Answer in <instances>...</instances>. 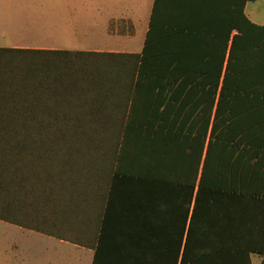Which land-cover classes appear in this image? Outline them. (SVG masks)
Returning <instances> with one entry per match:
<instances>
[{
	"label": "trees",
	"instance_id": "16d2710c",
	"mask_svg": "<svg viewBox=\"0 0 264 264\" xmlns=\"http://www.w3.org/2000/svg\"><path fill=\"white\" fill-rule=\"evenodd\" d=\"M196 1L177 21L154 0L140 53L0 46V220L26 225L29 189L104 129L73 118L124 85L152 104L134 124L148 173L132 175V231L112 242L104 218L92 264H264V25L248 0Z\"/></svg>",
	"mask_w": 264,
	"mask_h": 264
},
{
	"label": "crops",
	"instance_id": "0c3cea01",
	"mask_svg": "<svg viewBox=\"0 0 264 264\" xmlns=\"http://www.w3.org/2000/svg\"><path fill=\"white\" fill-rule=\"evenodd\" d=\"M259 1L264 2L246 1L244 13L251 21L264 25V14L259 15L260 23L253 19L257 15L252 5ZM198 3L196 0H164L160 7L164 18L181 21L190 19L186 12ZM153 4L154 0H100L97 9L100 10V36L94 31V25L88 23L89 17L82 16L84 38L75 40L80 47H55L44 43L54 44L69 34L56 25L59 21L54 17V6L52 21L55 24L44 31L37 23L42 19H38L35 36L29 37L26 34L33 28L23 16V0H0V46L140 53ZM78 5V13H88L85 7ZM102 88L99 104L85 106L98 110L97 120L87 113L73 118L76 123L98 121L104 126L99 136L92 139L98 141L90 144L87 136L83 141L73 138L78 143H73L67 151L69 163L53 165L50 187L38 183L33 192L29 189L30 196L38 197L35 208H27L28 214H32L27 217L26 225H16L23 229V245L0 247V264H92L94 245L104 218L106 235L112 242L132 231L135 217L131 202L135 188L132 175L148 173L149 163L147 134L134 124L150 123L148 110L152 104L144 95L132 105V94L124 85ZM126 124L132 126L123 135Z\"/></svg>",
	"mask_w": 264,
	"mask_h": 264
},
{
	"label": "rangeland",
	"instance_id": "374dc122",
	"mask_svg": "<svg viewBox=\"0 0 264 264\" xmlns=\"http://www.w3.org/2000/svg\"><path fill=\"white\" fill-rule=\"evenodd\" d=\"M99 3L100 0H23V16L27 20V25L30 28H33L32 30L30 29L31 32L26 35H29V37L35 36L36 30L34 27L38 19H42V21L37 23L41 26V30L44 31L49 29L48 27L55 24L52 21V6H54L56 10L54 17L58 18L59 21L56 25L64 28L63 30L68 32L69 37H63V39L60 38L61 40L54 44L44 43L45 46L80 47V44H78L75 40L77 38H84L83 32H85V29L83 28L82 16L89 17L87 20L88 23H92L94 25V31L98 34V36H100V10H97L99 8ZM78 4L85 7L88 13H78L79 9L77 8L80 7ZM252 7L255 8V14L257 15L253 16V19L258 23L262 22L260 16H263L264 14V2L259 1L257 3H253ZM89 10H91V12ZM84 24L86 25V23ZM71 40L74 41L71 43ZM27 45L35 46L36 43H27ZM27 244H29V242H27ZM19 245H23V229L0 220V247ZM251 260V264H258L259 255L253 253L251 255Z\"/></svg>",
	"mask_w": 264,
	"mask_h": 264
}]
</instances>
